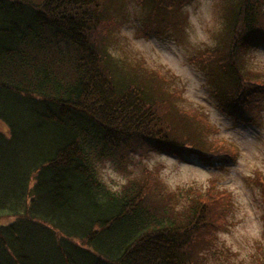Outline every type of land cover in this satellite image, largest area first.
Masks as SVG:
<instances>
[{
    "label": "trees",
    "instance_id": "trees-1",
    "mask_svg": "<svg viewBox=\"0 0 264 264\" xmlns=\"http://www.w3.org/2000/svg\"><path fill=\"white\" fill-rule=\"evenodd\" d=\"M262 1L227 0L219 45L206 51L222 109L240 119L264 107V82L241 70L264 38ZM105 2L0 0V218L13 217L0 224V264H203L197 231L225 195L197 190L175 205L153 194L157 171L114 188L100 168L135 147L218 165L236 149L200 139L182 125L191 113L174 115L148 78L121 66L100 37Z\"/></svg>",
    "mask_w": 264,
    "mask_h": 264
},
{
    "label": "rangeland",
    "instance_id": "rangeland-1",
    "mask_svg": "<svg viewBox=\"0 0 264 264\" xmlns=\"http://www.w3.org/2000/svg\"><path fill=\"white\" fill-rule=\"evenodd\" d=\"M141 1L106 0L109 13L107 17L103 13L106 31L100 37L106 39L109 51L124 69L148 78L151 89L163 93L174 115L186 110L195 117L182 119L184 127L189 124L191 130L200 132V139L234 148L236 154L230 160L220 151L214 152L213 158L227 160L218 165L196 153L178 156L153 147H135L125 151L123 158L115 155L106 160L101 174L119 188L148 169L157 171L159 182L153 194L165 196L175 205L183 204L197 190L212 197L225 195L222 212H214L206 227L198 229L194 254L203 264H264V107L251 113L256 116L252 120L223 110L212 61L206 54L219 45L227 0H184L181 6L180 0L171 4L170 0H156L150 8ZM150 22L154 25L149 27ZM243 56L241 70H254L249 77L264 82V38L248 47ZM199 113L207 117L208 125ZM0 126L5 129L1 122ZM204 126L210 130L208 135L203 134ZM12 219L1 217L0 224Z\"/></svg>",
    "mask_w": 264,
    "mask_h": 264
}]
</instances>
